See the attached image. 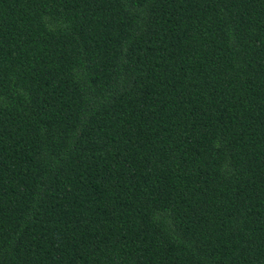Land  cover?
Masks as SVG:
<instances>
[{
	"label": "trees",
	"instance_id": "16d2710c",
	"mask_svg": "<svg viewBox=\"0 0 264 264\" xmlns=\"http://www.w3.org/2000/svg\"><path fill=\"white\" fill-rule=\"evenodd\" d=\"M0 264H264V0H0Z\"/></svg>",
	"mask_w": 264,
	"mask_h": 264
}]
</instances>
